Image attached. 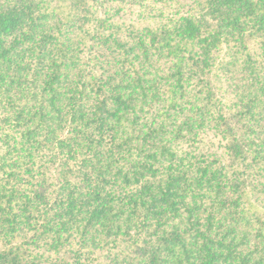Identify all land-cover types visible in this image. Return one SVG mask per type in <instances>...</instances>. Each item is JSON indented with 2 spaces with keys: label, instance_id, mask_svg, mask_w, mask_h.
<instances>
[{
  "label": "trees",
  "instance_id": "16d2710c",
  "mask_svg": "<svg viewBox=\"0 0 264 264\" xmlns=\"http://www.w3.org/2000/svg\"><path fill=\"white\" fill-rule=\"evenodd\" d=\"M0 264H264V0H0Z\"/></svg>",
  "mask_w": 264,
  "mask_h": 264
}]
</instances>
